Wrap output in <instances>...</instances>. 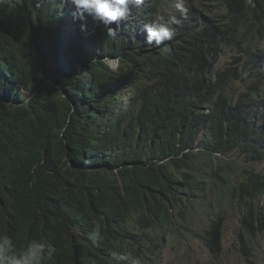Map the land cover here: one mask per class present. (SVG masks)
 Wrapping results in <instances>:
<instances>
[{
	"label": "trees",
	"instance_id": "obj_1",
	"mask_svg": "<svg viewBox=\"0 0 264 264\" xmlns=\"http://www.w3.org/2000/svg\"><path fill=\"white\" fill-rule=\"evenodd\" d=\"M203 1L188 0V18L159 47L133 21L179 15L170 0L132 8L131 20L111 25L115 38L90 16L81 31L82 21L61 12L65 0L0 6V235L17 251L37 239L54 249L46 264H116L113 252L152 264L186 218L194 187L203 189L199 156L236 150L264 162V73L254 68L264 58V0H215L223 17ZM242 43L247 70L215 68L221 47ZM234 81L243 83L237 99ZM18 88L35 101L22 104ZM243 173L231 195L242 224L262 233L264 174ZM97 224L103 239L93 244L87 233ZM205 234L219 251L221 225Z\"/></svg>",
	"mask_w": 264,
	"mask_h": 264
},
{
	"label": "rangeland",
	"instance_id": "obj_2",
	"mask_svg": "<svg viewBox=\"0 0 264 264\" xmlns=\"http://www.w3.org/2000/svg\"><path fill=\"white\" fill-rule=\"evenodd\" d=\"M203 4L206 13L208 11L212 16H225L224 7L215 0H204ZM141 26V22H133L135 31L140 30ZM245 48L243 43L221 47L215 58V68L247 70V62L251 58L245 53ZM112 61H115V64H111ZM106 62L111 69L117 68L116 60L109 59ZM257 70L264 73V61ZM251 81L246 78V82ZM257 84L260 86L261 82ZM242 85L239 81L231 83L229 93L234 99L243 92ZM196 164L194 174L205 182L203 189L194 187L195 195L190 202L186 218L177 222L173 233L167 234L161 251L157 253L158 257H154L152 264H264V232L252 233L242 224L243 213L231 195L232 187L243 179L244 170L254 169L264 174V162H248L235 150L225 156H199ZM221 168L223 170H220ZM217 171L222 178H227V174L232 176L224 183L222 179L214 177ZM260 205L264 206L263 199ZM216 224L221 225L219 251L210 247L213 242L212 235L210 237L205 234ZM207 239H210V243ZM244 244L248 245L249 253L242 250ZM250 253L253 256H250Z\"/></svg>",
	"mask_w": 264,
	"mask_h": 264
},
{
	"label": "clouds",
	"instance_id": "obj_3",
	"mask_svg": "<svg viewBox=\"0 0 264 264\" xmlns=\"http://www.w3.org/2000/svg\"><path fill=\"white\" fill-rule=\"evenodd\" d=\"M35 1H37V7L42 3V0ZM53 1L56 3L60 0ZM22 2L23 0H0V6L7 4L10 7H16L17 4ZM187 3L188 0H171V7L179 15L171 14L167 19L163 15H157L151 23H143L141 28H143L145 33V44L159 47L166 41H171L176 35V30L173 26L182 25L183 21L188 18ZM144 4L145 0H65L61 12H64V15L68 16L72 21H82L80 24L81 31H86L87 24L83 22L90 16L95 24H103L105 26L108 37L115 38L117 31L111 25L115 24L117 27L121 21L131 20L132 8H141ZM81 37H78L77 43ZM82 46L84 47L80 48L81 52L88 56L90 54L88 53V47ZM261 51H264V43L261 46ZM34 61L37 65L36 52H34ZM263 61L264 58L261 63ZM110 63L115 64V61ZM258 66H254V68L257 69ZM117 68L112 70L116 71ZM16 95L18 100L25 105L34 102L37 96L34 91L27 88H18ZM67 131L66 125L60 126L56 131L57 138L63 140ZM87 238L93 244H98L103 239L100 225L97 224L91 232L87 233ZM53 256L54 249L46 240L32 239L22 250L17 251L10 236L0 235V264H46ZM111 256L116 264H143L140 257L133 256L130 252H113Z\"/></svg>",
	"mask_w": 264,
	"mask_h": 264
}]
</instances>
